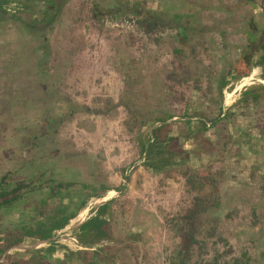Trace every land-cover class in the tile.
<instances>
[{"label":"rangeland","instance_id":"obj_1","mask_svg":"<svg viewBox=\"0 0 264 264\" xmlns=\"http://www.w3.org/2000/svg\"><path fill=\"white\" fill-rule=\"evenodd\" d=\"M19 1L0 19V178L13 186L41 174L44 190L78 184L64 201L72 212L86 200L43 260L85 264L66 257L87 251L92 264H174L184 217L198 211L191 262L264 264V101L233 107L264 84L262 70L233 81L221 101L215 81L244 49L245 31L264 22V0H164L159 35L144 33L135 18L139 9L158 12L162 0H66L38 32L12 18L38 19L45 0ZM186 26L193 31L183 49L173 38ZM219 107L228 119L207 124L201 139L198 122ZM165 115L187 159L174 164L166 152L153 169L140 140L159 124H143ZM45 192L1 208L0 234L29 227ZM60 195L47 209L61 204ZM89 208L83 220L105 218L109 237L86 249L77 241L81 224L72 222ZM47 243L24 238L0 262L36 256Z\"/></svg>","mask_w":264,"mask_h":264},{"label":"trees","instance_id":"obj_2","mask_svg":"<svg viewBox=\"0 0 264 264\" xmlns=\"http://www.w3.org/2000/svg\"><path fill=\"white\" fill-rule=\"evenodd\" d=\"M11 1L13 0H0V19H3L6 15H8L9 10L6 6ZM17 1L21 4L19 0ZM121 1L127 2L126 0ZM65 2L66 0H45L43 6L44 9L42 10L43 12L37 17L38 19H28L26 21H22L17 16L12 19L18 20L27 30L38 32L43 27H41V23L43 25L53 23ZM167 5L166 2L162 0L156 1V7L160 9L158 12L150 9H139L135 18L136 24L141 26L146 34H151L153 31L156 32L153 34H161L157 33V31H161L160 29L165 26L163 25V22L160 21L158 15L163 14L169 9ZM207 7L208 5L205 4L200 5L201 9H205ZM125 8L128 9V6L126 5ZM252 8L254 7L252 6ZM189 17H192V15H189ZM188 29L190 28L187 26L183 27L181 29L182 34L180 35V38H173L174 42L180 45V47H183V49L185 47V45H183V41L187 37H190ZM191 30L192 29H190V31ZM244 37V49L238 52L236 60L231 63L226 70L221 73V75L216 76V91L220 101L223 98V90L233 81L249 76L253 68L259 67L262 70L261 78L264 80V22L258 24V26H256V30L247 29ZM262 100L264 101V84H259L246 89L233 107L240 104H256ZM218 112L219 113L215 118L198 122V132L201 133V139L207 127L210 126L211 128H214L218 123H225L228 119L229 116L227 112H229V109L225 112L222 110V107H219ZM171 118L172 117L165 115L164 117L155 118L152 121H147L143 124L144 127H153L155 124H159L157 127L152 129L149 137L146 138V142L140 140V146L142 152L145 154L146 160L152 162L147 164L148 167L149 165H151L153 169L163 167L166 160H162V158H164L166 152L169 153L167 154L169 156V160H172L174 164L187 159L186 152L177 146L179 142L178 137L171 134L170 129L172 124L168 123ZM207 124H209V126L206 127ZM189 131V127H187V132ZM167 147L170 148L167 150ZM183 154L185 157H181ZM176 159H178V161H176ZM42 176L43 175L40 174L37 178L32 177L28 180H17L13 186L8 185V176L6 174L0 178V209H11L14 203L25 199V196H27L28 199L30 198L29 196L34 194L42 197L43 191H47L45 192V197H40L38 199L39 201L33 205L32 212H30L31 217H29L31 223H29V227H25L24 223L20 224L19 228H14L12 232L7 230L3 234H0V260L2 259L3 253L8 248L21 243L23 239L27 237L40 241H48L47 244L49 245L48 248L44 250H38L36 252V256L29 254L27 258L15 261H10V257L7 256L3 262H0V264H50L43 260L45 257H52L55 251L53 244L55 242H49V240L53 237L56 231H60L68 225L69 221L77 215L79 208L86 202L85 198L77 200L72 212L68 209V205L64 201H67L68 199V190L78 184L65 182L54 184V182H52L51 186H48L49 188L46 187L48 189L44 190L42 188L45 186V180L42 179ZM60 193L62 194L60 195ZM58 194L62 197L61 204L52 209H47V202L54 200L55 196ZM201 197L202 198L199 199L198 203L203 204L206 202V197L203 195ZM32 202H35V200H31V203ZM107 208V205H103L99 209L104 211ZM198 213V211H195L184 217L182 228L179 230L181 243L178 252H176L175 258L177 259L174 260V264H196L195 262H191V257L194 247L199 244V241L195 237L197 229L196 219L198 217ZM107 222L108 220L105 218L96 216L81 225L76 235L80 246L89 249L92 248V245L96 242L108 239V231H106ZM132 248L137 249L135 246H132ZM106 249L109 250L110 247L106 246ZM92 255L93 254L91 252L85 251L72 253L71 256L66 258H73L74 262H78L82 259L85 264H92ZM98 257L100 260H104L103 256ZM247 263V259L244 263L240 259H235L231 263L223 264Z\"/></svg>","mask_w":264,"mask_h":264},{"label":"bare ground","instance_id":"obj_3","mask_svg":"<svg viewBox=\"0 0 264 264\" xmlns=\"http://www.w3.org/2000/svg\"><path fill=\"white\" fill-rule=\"evenodd\" d=\"M86 215H87V210L80 212L78 217L72 223H75L76 225L80 224L83 221V219L86 217Z\"/></svg>","mask_w":264,"mask_h":264},{"label":"crops","instance_id":"obj_4","mask_svg":"<svg viewBox=\"0 0 264 264\" xmlns=\"http://www.w3.org/2000/svg\"><path fill=\"white\" fill-rule=\"evenodd\" d=\"M85 210H86V209H82L80 212L85 211ZM89 211H90V208L87 210V215H88V212H89ZM80 212H79V213H80ZM87 215H86V216H87ZM87 221H88V220H87ZM85 222H86V220H85V221L83 220L80 224L83 225ZM80 227H81V226H80Z\"/></svg>","mask_w":264,"mask_h":264}]
</instances>
